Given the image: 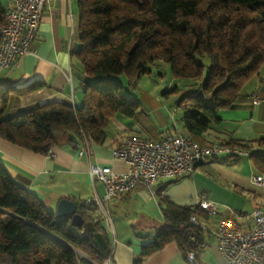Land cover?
Listing matches in <instances>:
<instances>
[{
  "label": "trees",
  "instance_id": "trees-1",
  "mask_svg": "<svg viewBox=\"0 0 264 264\" xmlns=\"http://www.w3.org/2000/svg\"><path fill=\"white\" fill-rule=\"evenodd\" d=\"M77 8L79 48L72 56L82 68V106L50 102L8 117L11 96L36 85L1 87V140L41 156L62 135L75 147L83 136L103 145L111 120L118 114L133 117L139 108L114 77L125 74L131 85L156 61L169 64L174 79L191 81L192 92L177 105L185 103L182 131L194 140L219 122V112L246 97V84L264 64V0H77ZM5 12L0 0V28ZM219 146L247 154L254 171L264 175V137ZM255 147L260 152L254 153ZM162 191H156L162 226L133 264L168 244L195 256L204 243V229L191 218L208 214L199 204L177 206ZM77 205L80 227L71 225V216L59 219L48 212L0 162V264H105L111 248L99 209L93 203ZM95 233L104 236L106 249L95 245Z\"/></svg>",
  "mask_w": 264,
  "mask_h": 264
},
{
  "label": "crops",
  "instance_id": "crops-1",
  "mask_svg": "<svg viewBox=\"0 0 264 264\" xmlns=\"http://www.w3.org/2000/svg\"><path fill=\"white\" fill-rule=\"evenodd\" d=\"M5 3L6 6H2L7 10L10 0ZM78 25L77 0H52L44 9L34 42L35 53L25 55L14 70H0V88L13 86L22 89L36 85V88L28 93L11 96L8 117L17 116L50 102H61L77 108L82 106V68L72 56L79 48ZM245 93L246 97L234 108L219 112V122L213 125L208 133L194 140L203 147H213L230 139L250 142L263 138L264 64L259 75L246 84ZM255 96L260 99L257 105L253 104ZM112 121L121 130H128L117 115L111 120L108 128L112 126ZM132 127V131L139 132L138 126ZM177 133L183 131L175 130L174 135ZM126 138L131 137L114 142L111 138L109 142L107 136L106 142L98 145L91 138L83 136L75 147L69 143L68 136L62 135L58 138L57 146L51 151L53 157L32 153L0 139V162L18 187L37 196L45 206L50 203L56 210L62 198L83 204L96 195L100 198L104 196V186L101 183L97 185L98 182L92 184L90 180V163L111 166L117 172L124 171V164L112 158V150ZM81 149L84 153L79 156ZM254 152H260V149H254ZM221 156V162L218 154L199 163L192 177L159 181L153 187V196L145 188L138 186L133 191L111 200L107 205L109 214H112V205H115L119 212L113 224L112 264H133L142 247L153 240L158 228L155 221L160 219L163 223L156 197V191L159 189H163L162 194L177 206H196L202 199L215 205V214L195 217L198 225L205 231L203 242L206 247L197 250L193 264H226L214 231L223 220L235 214L241 216L239 222L243 228H249L252 208L259 206L264 209V188L251 184L250 175L254 170L247 154L233 156L222 153ZM229 157L237 160L234 159L235 162L230 163ZM220 163L232 165L234 169V172L230 170L231 174L227 172L232 177L221 179L225 182L222 184L218 182L222 175L219 171ZM99 215L103 218L100 211ZM101 225L108 238L103 222ZM188 257L189 254H182L175 244H168L146 258L142 264H192Z\"/></svg>",
  "mask_w": 264,
  "mask_h": 264
},
{
  "label": "built area",
  "instance_id": "built-area-1",
  "mask_svg": "<svg viewBox=\"0 0 264 264\" xmlns=\"http://www.w3.org/2000/svg\"><path fill=\"white\" fill-rule=\"evenodd\" d=\"M52 0H10V20L8 29L0 30L4 38V47L0 50V70H14L21 59L35 53L34 42L37 37L41 16ZM260 103L255 96L253 104ZM181 108L184 106L181 105ZM177 113V110H174ZM137 142H144V149H137ZM232 152L241 155L239 150L225 148L203 147L183 133L166 135L158 141L144 138L126 139L124 150H112V158L121 161L126 169L115 171L111 166L91 164L89 176L92 184L100 182L104 186V196L97 195L86 200L84 205L94 204L103 217L110 222L108 203L114 198L127 194L138 186L145 188L152 196L153 187L161 180H172L184 176H194L199 163L214 158L218 154ZM84 150L79 151V156ZM91 155L90 152H88ZM48 156L53 157L50 152ZM251 184L264 188V181L251 176ZM200 207L208 214L216 213V207L211 202L202 199ZM239 214L223 220L214 235L219 250L226 264H264V209L254 206L251 211V226L244 229ZM191 223L195 224L193 218ZM196 225V224H195ZM195 242V239L192 238ZM203 243L199 249H204ZM188 260L194 263V253L190 252ZM105 264L111 263V256Z\"/></svg>",
  "mask_w": 264,
  "mask_h": 264
},
{
  "label": "rangeland",
  "instance_id": "rangeland-1",
  "mask_svg": "<svg viewBox=\"0 0 264 264\" xmlns=\"http://www.w3.org/2000/svg\"><path fill=\"white\" fill-rule=\"evenodd\" d=\"M5 2L6 0H1V3L4 7L6 6ZM149 68V74L142 76L131 85H129V80L125 74L114 77L120 82L126 94L130 98L139 102V108L133 117H126L121 114L117 115V118L121 119V122L124 123L123 125L127 127L128 130H121L118 125L112 121V126H110L106 131L109 142L111 138L112 142H114L124 139L125 137H145L155 141L166 134L174 135L175 130H182L183 109L177 104L182 96L192 92L193 88L190 86L191 81L186 79H174L172 77L169 64L162 61H156L154 64L150 65ZM254 78L255 77L251 78L250 81H253ZM174 109L177 110V113L174 112ZM133 125L139 127V132L132 131ZM255 149L257 148L255 147ZM221 154H219V162H221V158H223ZM234 159L237 160L234 157H229L228 161L233 163L235 162L233 161ZM246 159L249 160L248 157H246ZM221 165L219 171H221L222 175L218 182L222 184L225 182L221 179H228L232 177L231 175L227 174V172L231 174V171L234 172V169L232 168V165ZM252 175H258V173L254 171ZM252 175H250V182ZM99 184L100 182L97 183V185ZM46 210L54 214L56 212L50 203L46 205ZM118 214L119 212H117L115 205H112V214L110 215L111 224H108L104 217L102 221L106 231L108 232L111 255L112 250L114 249L113 224L114 220L116 219L115 217ZM202 223H204L203 220ZM155 226L158 228L162 226V221H160V219L155 221Z\"/></svg>",
  "mask_w": 264,
  "mask_h": 264
},
{
  "label": "water",
  "instance_id": "water-1",
  "mask_svg": "<svg viewBox=\"0 0 264 264\" xmlns=\"http://www.w3.org/2000/svg\"><path fill=\"white\" fill-rule=\"evenodd\" d=\"M77 209L78 205L76 202L67 198H62L57 204L55 214L59 219L71 216V225L74 227H80L83 224V220L82 217L77 213ZM94 243L101 250H104L107 247L106 239L100 233L94 234Z\"/></svg>",
  "mask_w": 264,
  "mask_h": 264
},
{
  "label": "bare ground",
  "instance_id": "bare-ground-1",
  "mask_svg": "<svg viewBox=\"0 0 264 264\" xmlns=\"http://www.w3.org/2000/svg\"><path fill=\"white\" fill-rule=\"evenodd\" d=\"M9 20H10V11L7 9L6 12H5V22H4V25L0 28V30L8 29ZM3 47H4V38H3V34L0 33V50H2ZM182 106H185V103H183ZM183 136L187 137V138H192V137H190L187 134H183ZM126 139H134V138H126ZM126 139L123 140L122 143L118 147H116L114 149H116V150H124V143H126ZM217 147L230 149V150H237V149H232V148L222 147V146H217ZM137 149H144V142H137ZM81 150H83V149H81ZM225 153L232 155V152H225ZM252 176L255 177L256 179L260 180V181H264V175H262V174L252 175ZM192 218L195 221V224H198L196 218L194 216Z\"/></svg>",
  "mask_w": 264,
  "mask_h": 264
}]
</instances>
